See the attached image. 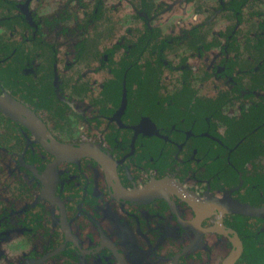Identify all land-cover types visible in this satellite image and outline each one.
<instances>
[{"label": "flooded vegetation", "instance_id": "flooded-vegetation-1", "mask_svg": "<svg viewBox=\"0 0 264 264\" xmlns=\"http://www.w3.org/2000/svg\"><path fill=\"white\" fill-rule=\"evenodd\" d=\"M107 1L0 0V264H264V0Z\"/></svg>", "mask_w": 264, "mask_h": 264}, {"label": "rangeland", "instance_id": "rangeland-1", "mask_svg": "<svg viewBox=\"0 0 264 264\" xmlns=\"http://www.w3.org/2000/svg\"><path fill=\"white\" fill-rule=\"evenodd\" d=\"M52 2L51 7L55 8L60 1L63 0H49ZM65 1V0H64ZM132 0H108V3L113 4L114 10H116V16H118V24L113 25V31L122 34L127 24L133 22L132 18L136 15V7L132 8L127 2ZM136 2V1H135ZM156 4H160V15L159 18L162 24L165 26V31L171 28L180 30L182 26H189L194 24L197 20H205L211 18L212 25L216 31L218 29H225L230 26V19L219 10H216V0H155ZM260 7L264 8V1L260 4ZM249 8L244 11L245 18L249 15ZM121 18V19H120ZM209 28V29H211Z\"/></svg>", "mask_w": 264, "mask_h": 264}]
</instances>
